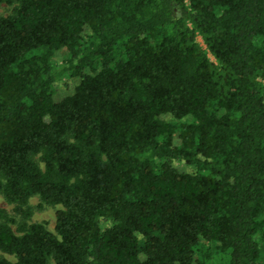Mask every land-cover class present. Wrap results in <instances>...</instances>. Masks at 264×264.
Wrapping results in <instances>:
<instances>
[{"label":"trees","instance_id":"1","mask_svg":"<svg viewBox=\"0 0 264 264\" xmlns=\"http://www.w3.org/2000/svg\"><path fill=\"white\" fill-rule=\"evenodd\" d=\"M0 4V264H264V0Z\"/></svg>","mask_w":264,"mask_h":264},{"label":"rangeland","instance_id":"2","mask_svg":"<svg viewBox=\"0 0 264 264\" xmlns=\"http://www.w3.org/2000/svg\"><path fill=\"white\" fill-rule=\"evenodd\" d=\"M11 9L12 6L6 4H0V15L9 14L11 12ZM198 41L201 42L199 37H198ZM66 52L67 51L64 49L57 52V54L55 55L56 63H61L62 58L66 56ZM77 83H78V78H70L68 76L62 77V79L56 81L54 84V88H55L54 96H53L54 101H59L63 97L71 94ZM178 142H179L178 138L175 137L174 143L177 144ZM173 166L177 168L179 171H183V172L192 170L190 166L186 165L182 160L179 159L173 161ZM39 204H40V200L38 196H34L30 198L28 202V205L32 208L30 221L42 223L49 231H54L55 213L60 206L43 205L42 207H40ZM0 208L4 209L6 212L10 214L14 213V206L8 204L1 196H0ZM51 264H53V262H51Z\"/></svg>","mask_w":264,"mask_h":264}]
</instances>
